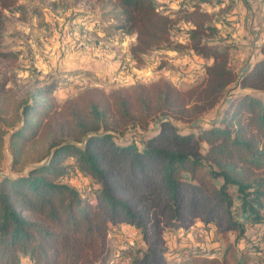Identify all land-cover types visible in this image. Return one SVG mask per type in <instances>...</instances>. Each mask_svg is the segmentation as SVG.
Returning a JSON list of instances; mask_svg holds the SVG:
<instances>
[{"label":"trees","instance_id":"obj_1","mask_svg":"<svg viewBox=\"0 0 264 264\" xmlns=\"http://www.w3.org/2000/svg\"><path fill=\"white\" fill-rule=\"evenodd\" d=\"M222 2L111 1L112 28L134 39L135 68L152 52L183 48L209 63L187 88L166 79L86 88L60 104L64 84L54 79L20 99L6 72L20 53L0 51V168L8 135L13 156L0 177V264H113L117 225L139 233L132 264H165L168 227L202 216L239 240L247 224L264 223V45L242 73L233 69L231 45L203 8ZM8 12L23 13L19 0H0V49ZM181 22L187 47L173 41ZM153 122L139 140L127 136ZM240 263L230 244L220 259L191 251L187 264Z\"/></svg>","mask_w":264,"mask_h":264},{"label":"rangeland","instance_id":"obj_2","mask_svg":"<svg viewBox=\"0 0 264 264\" xmlns=\"http://www.w3.org/2000/svg\"><path fill=\"white\" fill-rule=\"evenodd\" d=\"M111 1L19 0L23 13H6L7 30L0 49L20 53L19 61L6 69L11 78L8 87H12L17 96L23 99L45 83L56 79L64 84L55 93L56 101L61 104L86 88H100L106 91L118 88L119 86L115 84H107L106 80L112 72L122 69V66H125L124 72L139 75V72L133 71L134 65L132 66L126 59L128 57L125 50L128 51L134 39L112 28L115 21ZM205 9L213 10L211 6H205ZM86 17H97L99 23L89 24L84 20ZM187 27V24L181 22L173 29L175 43L187 45L183 35L178 34L186 31ZM83 42L85 47L78 46ZM193 54L194 52L188 48H183L180 52H152L145 57V65L136 69H150L152 72L153 76L145 83L158 79L170 81L167 73L175 70L173 61L179 58L178 55L192 59ZM87 79L90 82L86 83ZM189 85L191 84L178 86L187 88ZM220 111L221 105L206 113L201 118L202 124L217 120ZM158 126V122H153L149 126V131L131 129L127 136L139 140ZM8 143L9 135L6 137L0 177L12 173L13 156ZM133 229L117 225L111 230L109 244L112 249V260L114 257L122 259L130 255V261L123 259L127 261L125 264H132V256L142 243L139 233L135 234L133 231L130 233ZM162 235L165 264H187L191 251L214 254V258L220 259L230 244L235 245L237 258L241 259L240 264H255L257 250L241 247V238L237 240L236 232H228L224 237L217 222L211 221L208 225L202 216H197L179 228L168 227L163 230Z\"/></svg>","mask_w":264,"mask_h":264},{"label":"crops","instance_id":"obj_3","mask_svg":"<svg viewBox=\"0 0 264 264\" xmlns=\"http://www.w3.org/2000/svg\"><path fill=\"white\" fill-rule=\"evenodd\" d=\"M205 6H211L213 10L207 11ZM203 8L208 13H213L219 36L231 45V66L237 73H242L257 57L261 56L260 48L264 45V0H224L219 5L211 3L204 5ZM183 37L186 39L185 36ZM125 51L128 57V51ZM192 56V59H186L178 55L179 58L173 61L175 70L178 64H181L187 67L190 73H196L199 63L209 64L194 54ZM130 63L133 65V62ZM175 70L167 73L168 78L171 77L169 79L171 82L177 77ZM203 76L201 74V77ZM125 227L129 228V226Z\"/></svg>","mask_w":264,"mask_h":264},{"label":"built area","instance_id":"obj_4","mask_svg":"<svg viewBox=\"0 0 264 264\" xmlns=\"http://www.w3.org/2000/svg\"><path fill=\"white\" fill-rule=\"evenodd\" d=\"M78 46H84V42L81 43ZM85 47V46H84ZM80 47V48H84ZM89 47V46H88ZM86 47V49H88ZM85 49V50H86ZM128 61L132 62L131 58L128 56ZM125 66H122V69H120L117 72H112L109 79H107V84H115L119 87H129L136 83H143L146 80L150 79L152 77V72L150 69L145 70H138L134 67L133 71H137L140 74L136 75L135 73H127L124 72ZM177 77L172 82L175 85H182V84H194L199 81L201 78V74H205V65L200 64L197 68L196 73H190L187 71V67L184 65L178 64L177 70H175ZM171 78V77H169ZM85 80V79H83ZM86 83L90 82L89 79L85 81ZM90 188H88V191ZM240 246L243 248H249L253 250H257L255 253V264H264V223H250L245 226L243 237L240 241ZM204 256L208 258H214L215 255L212 254H204ZM113 264H125L126 261L122 259H118L117 257H114L112 260Z\"/></svg>","mask_w":264,"mask_h":264}]
</instances>
